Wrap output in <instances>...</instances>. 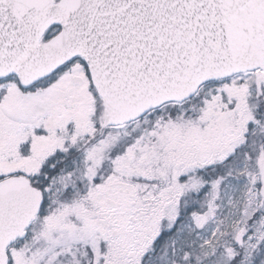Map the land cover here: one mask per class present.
Returning a JSON list of instances; mask_svg holds the SVG:
<instances>
[{"label":"snow or ice","instance_id":"obj_1","mask_svg":"<svg viewBox=\"0 0 264 264\" xmlns=\"http://www.w3.org/2000/svg\"><path fill=\"white\" fill-rule=\"evenodd\" d=\"M0 264H264V0H0Z\"/></svg>","mask_w":264,"mask_h":264}]
</instances>
